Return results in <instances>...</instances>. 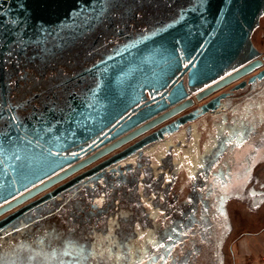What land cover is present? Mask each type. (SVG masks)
Instances as JSON below:
<instances>
[{"label": "water", "instance_id": "obj_1", "mask_svg": "<svg viewBox=\"0 0 264 264\" xmlns=\"http://www.w3.org/2000/svg\"><path fill=\"white\" fill-rule=\"evenodd\" d=\"M263 17L264 0H0V264H226L264 131Z\"/></svg>", "mask_w": 264, "mask_h": 264}, {"label": "crops", "instance_id": "obj_2", "mask_svg": "<svg viewBox=\"0 0 264 264\" xmlns=\"http://www.w3.org/2000/svg\"><path fill=\"white\" fill-rule=\"evenodd\" d=\"M261 166V170L255 167L247 196L230 201L237 214L229 211L233 227L229 239L234 240L228 250L225 246L228 264H264V164Z\"/></svg>", "mask_w": 264, "mask_h": 264}, {"label": "flooded vegetation", "instance_id": "obj_3", "mask_svg": "<svg viewBox=\"0 0 264 264\" xmlns=\"http://www.w3.org/2000/svg\"><path fill=\"white\" fill-rule=\"evenodd\" d=\"M262 37H264V33H263ZM261 51L264 54V50H261ZM233 86L234 85H231V86H229V87H227V88H225V89H223L221 91V92L225 93V96H224L225 100L222 101V105L223 106H221L219 108V110L217 109V111H219V113H223L224 112L223 108L226 105V101L227 100H231V99L236 100V101L240 100L244 96H246L249 93H251L252 92V87H253L252 84L247 83L245 86H243V87H241L239 89L232 90L231 88ZM219 93L220 92H218V94ZM217 116H220V115H216L215 114V117H217ZM215 117H213L210 114H206V115L202 116L201 118H199L198 120H196L195 122H198L200 127L205 126V125H207V126L209 125L210 126L213 123V121L215 120ZM166 138H168V136ZM254 164H255V166H254L252 172L250 173L249 170H250V168H252V166ZM263 164H264V131H263V136L261 137V140H260V144L256 148H251L250 150H248L247 152L244 153V155H243V157L241 159V162L239 163L238 168H239V172H241V173L244 172L246 169H248V174H249L248 176H250V174H251V177H254L253 173H254L255 167L257 166L258 169H259V168L262 167L261 165H263ZM258 169H257V171H258ZM259 170H261V169H259Z\"/></svg>", "mask_w": 264, "mask_h": 264}, {"label": "rangeland", "instance_id": "obj_4", "mask_svg": "<svg viewBox=\"0 0 264 264\" xmlns=\"http://www.w3.org/2000/svg\"><path fill=\"white\" fill-rule=\"evenodd\" d=\"M263 33H264V17L261 20L260 27L256 30V32H255V34L253 36V40H254L255 45L261 50H264V37H262ZM230 203L228 205V211H230L231 214L235 216L237 214V212L234 211V209L231 207ZM239 220H240V217L238 216L236 218V221L239 222ZM233 240H234V237H232L231 239H229L227 241L226 250H228V247L230 246V243ZM226 264H228V262Z\"/></svg>", "mask_w": 264, "mask_h": 264}, {"label": "snow or ice", "instance_id": "obj_5", "mask_svg": "<svg viewBox=\"0 0 264 264\" xmlns=\"http://www.w3.org/2000/svg\"><path fill=\"white\" fill-rule=\"evenodd\" d=\"M230 75H231V74H230ZM13 119H15V118H13ZM4 135H7V133H6V132L0 133V137H2V136H4ZM9 139H10V141H11L12 138L10 137ZM2 149H3V140L0 139V150H2ZM52 154H53L52 151L49 150V156H51ZM74 155H75V153H74ZM17 159H19L18 156H17ZM200 166L202 167L203 165H200ZM17 179H18L20 182H23L24 180L28 179V175H27L23 170H20V171L18 172ZM97 203H100V201H97ZM141 238H143V237H141ZM167 239L170 240V239H171V236H168ZM152 243H153L154 245H156V241H152ZM162 248H166V244H165V243H159L158 246H157V251H159V250L162 249ZM81 251H83V249H81ZM153 259H155V258L153 257ZM140 264H146V262L141 261Z\"/></svg>", "mask_w": 264, "mask_h": 264}]
</instances>
